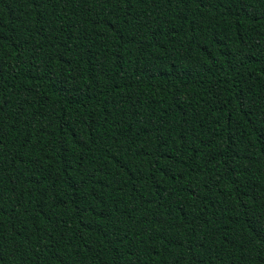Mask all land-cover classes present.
I'll list each match as a JSON object with an SVG mask.
<instances>
[{
    "label": "trees",
    "instance_id": "16d2710c",
    "mask_svg": "<svg viewBox=\"0 0 264 264\" xmlns=\"http://www.w3.org/2000/svg\"><path fill=\"white\" fill-rule=\"evenodd\" d=\"M0 264H264V0H0Z\"/></svg>",
    "mask_w": 264,
    "mask_h": 264
}]
</instances>
